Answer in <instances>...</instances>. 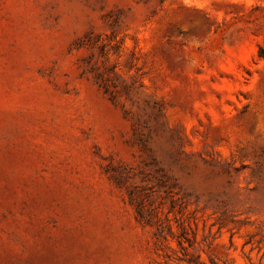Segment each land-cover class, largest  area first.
I'll return each mask as SVG.
<instances>
[{"label": "rangeland", "instance_id": "374dc122", "mask_svg": "<svg viewBox=\"0 0 264 264\" xmlns=\"http://www.w3.org/2000/svg\"><path fill=\"white\" fill-rule=\"evenodd\" d=\"M264 0H0V264H264Z\"/></svg>", "mask_w": 264, "mask_h": 264}, {"label": "trees", "instance_id": "16d2710c", "mask_svg": "<svg viewBox=\"0 0 264 264\" xmlns=\"http://www.w3.org/2000/svg\"><path fill=\"white\" fill-rule=\"evenodd\" d=\"M261 56H264V55H261Z\"/></svg>", "mask_w": 264, "mask_h": 264}]
</instances>
